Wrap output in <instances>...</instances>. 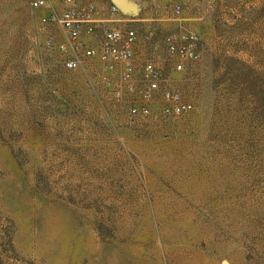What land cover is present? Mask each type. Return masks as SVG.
I'll use <instances>...</instances> for the list:
<instances>
[{"label":"rangeland","instance_id":"374dc122","mask_svg":"<svg viewBox=\"0 0 264 264\" xmlns=\"http://www.w3.org/2000/svg\"><path fill=\"white\" fill-rule=\"evenodd\" d=\"M171 1L0 0V264H264V0ZM83 7L93 39L43 22ZM128 29L125 81L87 53Z\"/></svg>","mask_w":264,"mask_h":264},{"label":"built area","instance_id":"2783aa9c","mask_svg":"<svg viewBox=\"0 0 264 264\" xmlns=\"http://www.w3.org/2000/svg\"><path fill=\"white\" fill-rule=\"evenodd\" d=\"M69 5L74 3V0H66ZM145 4L154 5L159 7L160 0H142ZM48 0H33V7L41 9L45 7ZM166 9L172 14L174 18H180L184 13V6L177 0L168 3ZM114 11H117V7H113ZM53 21L56 24H60L67 31L70 38L77 40L80 38L82 32L85 30L89 33L96 31V19L94 15V9L92 8H69L62 14H56L52 17H45L43 22L49 23ZM137 32L133 29L125 31L110 30L106 33V39L101 46V51L97 53L92 49L88 51V56L97 57L98 55L103 59L108 69H112L116 63H124L126 65V71L123 74L125 81H130L133 77V59H134V45L137 40ZM182 41V44L180 42ZM199 42V36L197 34L182 35L178 37L171 35L169 37V54L171 58H177L180 61L188 59L191 56H195L194 49ZM77 60L69 61V68H76L78 66ZM177 69H182L183 65L179 63ZM146 76L148 79V95L157 91L161 83V74L157 70L153 62H148L145 67ZM167 101L177 104V106L185 111H189L193 108V105L184 101L181 95L176 91H169L166 95ZM169 112V109L166 110ZM137 110H133V114H137ZM142 114H148L149 109L142 107L140 111Z\"/></svg>","mask_w":264,"mask_h":264},{"label":"crops","instance_id":"0c3cea01","mask_svg":"<svg viewBox=\"0 0 264 264\" xmlns=\"http://www.w3.org/2000/svg\"><path fill=\"white\" fill-rule=\"evenodd\" d=\"M104 16H105V15L102 14V17H104ZM101 19H102V18H101ZM106 20H107V19H106ZM136 32H137V31H136ZM95 33H96V31L93 32V33H89V32H87V31L84 30V31L82 32V34H81L80 37H82V35L85 34V35H87L88 37H90L91 39H93V38L95 37ZM137 35H138V33H137ZM100 38H101V37H100ZM102 38H103V36H102ZM137 39H138V36H137ZM101 41H102V40H101ZM101 41H100L99 43H102ZM136 48H137V47H135V51H136Z\"/></svg>","mask_w":264,"mask_h":264},{"label":"water","instance_id":"95a60500","mask_svg":"<svg viewBox=\"0 0 264 264\" xmlns=\"http://www.w3.org/2000/svg\"><path fill=\"white\" fill-rule=\"evenodd\" d=\"M137 9V8H136Z\"/></svg>","mask_w":264,"mask_h":264}]
</instances>
